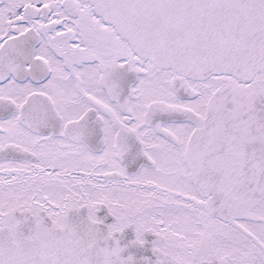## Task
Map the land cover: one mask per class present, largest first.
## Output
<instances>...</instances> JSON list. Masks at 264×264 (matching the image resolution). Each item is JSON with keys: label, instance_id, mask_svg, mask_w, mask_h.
<instances>
[{"label": "snow or ice", "instance_id": "1", "mask_svg": "<svg viewBox=\"0 0 264 264\" xmlns=\"http://www.w3.org/2000/svg\"><path fill=\"white\" fill-rule=\"evenodd\" d=\"M0 264H264V0H0Z\"/></svg>", "mask_w": 264, "mask_h": 264}, {"label": "flooded vegetation", "instance_id": "2", "mask_svg": "<svg viewBox=\"0 0 264 264\" xmlns=\"http://www.w3.org/2000/svg\"><path fill=\"white\" fill-rule=\"evenodd\" d=\"M86 210H82V214L85 212ZM133 237V232L131 229L126 230L125 233V239H131ZM149 239H151V237H149ZM151 255V251L150 248L146 249V250H140L137 252V255Z\"/></svg>", "mask_w": 264, "mask_h": 264}]
</instances>
